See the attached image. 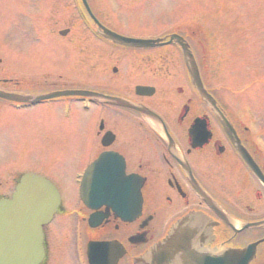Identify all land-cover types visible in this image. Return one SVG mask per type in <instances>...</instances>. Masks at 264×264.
Here are the masks:
<instances>
[{"label": "flooded vegetation", "instance_id": "obj_1", "mask_svg": "<svg viewBox=\"0 0 264 264\" xmlns=\"http://www.w3.org/2000/svg\"><path fill=\"white\" fill-rule=\"evenodd\" d=\"M31 1L34 7L43 6V18H52L51 25L69 24L64 27L65 33L60 30L48 33L46 45L53 51L59 44L72 58L56 59L54 68L41 71L29 65V70L24 71L16 54L10 80L3 79L0 72L1 90L43 94L92 87L94 91L124 98L154 113L150 116L92 97L98 112L93 114L88 149L94 151L85 164L102 152L121 153L126 173L137 175L130 180H142L141 207L131 209L129 205L125 215L136 214V217L123 219L121 211L99 201L88 206L77 191L71 199L68 193H62L61 208L45 227L46 257L41 264H162L149 258L150 250L162 244L177 228L193 231L192 237L202 247L199 253L222 245L237 247L244 238H262L264 225L243 227L264 218V185L247 165L239 148L243 146L264 171L260 150L243 121L242 106L235 98H218L212 91L209 75L240 66L243 24H238L235 18H223L214 24L211 19L174 18L171 23L155 28L153 24L108 18L98 8L99 3L106 6L101 0L87 1L97 18H81L86 13L82 0ZM142 1L129 2L138 5ZM72 15L76 18H64ZM95 19L123 36L158 38L160 42L151 48L115 42L101 33ZM176 33L189 44L204 86L216 98L223 121L198 93L181 45L177 39L171 41L172 34ZM57 36L60 38H53ZM231 57L236 58L235 65L230 63ZM76 72L92 73L88 76L92 78L90 83L77 75L69 77ZM139 85L152 86L153 92L138 93ZM69 98L67 101L65 96L54 97L38 103L0 98V139L16 131L20 120L21 123L29 121L32 109L51 106L62 111L68 102L79 104V96ZM107 134L111 142L105 146L103 136ZM0 171L11 175L4 180L19 178L13 167ZM205 195L223 214L208 205ZM95 213L94 222L98 223L93 225L91 216ZM224 217H230L231 223ZM59 221L68 228L56 237L52 226ZM92 243L104 245L91 256L88 248ZM179 262L175 259L173 263H164Z\"/></svg>", "mask_w": 264, "mask_h": 264}, {"label": "rangeland", "instance_id": "obj_2", "mask_svg": "<svg viewBox=\"0 0 264 264\" xmlns=\"http://www.w3.org/2000/svg\"><path fill=\"white\" fill-rule=\"evenodd\" d=\"M129 1L101 0L106 6L99 3L98 8L103 10L108 18L120 16L130 23L153 24L155 28H158L168 18L172 21L173 18L195 17L205 21L209 19L207 16H210L215 21V18L222 17V7L220 9L219 6L226 0H159L155 2L144 0L138 5H131ZM31 3V0H0V57L4 56L5 59L0 64V72L4 76H11L10 60L14 51L24 71L29 70V65L38 69L44 66L54 68L56 59L64 57L66 61H69L72 58L71 53L59 44L55 50H48L52 48L46 45L48 36L44 32L39 33L43 21L39 22L40 18H31ZM234 4L237 10L230 12V15L239 18L238 12H242L243 24L256 33L264 21V0H234ZM67 5H70V2ZM71 17L76 18V15L64 18ZM68 25L59 24L52 28L55 31ZM255 37L257 47L244 55L240 66L234 69L232 76L227 79L229 85L239 88L238 92L240 89H244V92L234 95L235 89L225 86L216 90L221 98L234 96L241 102H248L253 107V117L262 118L261 125L264 126V81H260L264 79V29H260ZM53 38L58 39V37ZM75 75L83 77L84 73L76 72ZM209 75L214 78L213 85L223 84L221 72L220 74L209 73ZM84 80L89 81V77L84 76ZM250 85H252L251 88H249ZM96 112H98L96 107L85 111L78 105L71 108L70 115H64L61 110L51 109V106L32 109L29 121L21 123L20 120L16 131L12 130L0 139V169H10L12 165H16L15 168L20 170L44 174L58 186L63 194L68 193L71 199L72 194L77 191L75 182L77 171L84 166L94 151L88 149V143L92 136L91 117ZM120 145L125 147L123 143ZM260 160L264 161V156L261 155ZM6 177L11 176L0 172V178ZM7 185H10L12 189L13 180H0V194L9 191ZM67 228V224L62 221L52 226V230L57 233L56 237H59Z\"/></svg>", "mask_w": 264, "mask_h": 264}, {"label": "water", "instance_id": "obj_3", "mask_svg": "<svg viewBox=\"0 0 264 264\" xmlns=\"http://www.w3.org/2000/svg\"><path fill=\"white\" fill-rule=\"evenodd\" d=\"M132 43L136 42L132 41ZM189 67L201 95L216 108L213 98L202 85L198 70L193 64H189ZM71 92L73 91L38 96L34 100ZM0 96L14 99L12 94L1 91ZM245 157L264 181V176L258 166L248 156L245 155ZM105 159L108 161L110 158ZM99 164L101 161L97 162L98 166ZM110 181L107 184L114 183V180ZM58 204V191L49 180L35 174H27L22 178L12 199L0 201V264H37L41 260L43 256L42 225L50 220ZM211 204L214 205L212 202ZM190 232V230L186 231L180 228L176 230L178 238L183 241L188 240ZM257 244L258 242L252 243L244 249L229 248L219 253L205 251L207 256L201 264H250L255 257ZM189 250L190 248H188ZM188 255L191 256L189 252Z\"/></svg>", "mask_w": 264, "mask_h": 264}]
</instances>
